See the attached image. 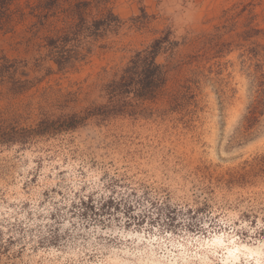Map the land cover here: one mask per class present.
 Returning a JSON list of instances; mask_svg holds the SVG:
<instances>
[{
  "label": "rangeland",
  "instance_id": "374dc122",
  "mask_svg": "<svg viewBox=\"0 0 264 264\" xmlns=\"http://www.w3.org/2000/svg\"><path fill=\"white\" fill-rule=\"evenodd\" d=\"M88 1L87 19L110 10L121 23L85 38L61 70L35 44L69 17L38 37L31 15L0 24V57L22 60L14 78L32 81L15 93L5 73L0 124L34 129L66 97L63 111H79L167 35L165 83L136 113L0 138V264H151L217 236L264 252V0ZM221 253L209 256L219 264Z\"/></svg>",
  "mask_w": 264,
  "mask_h": 264
},
{
  "label": "trees",
  "instance_id": "16d2710c",
  "mask_svg": "<svg viewBox=\"0 0 264 264\" xmlns=\"http://www.w3.org/2000/svg\"><path fill=\"white\" fill-rule=\"evenodd\" d=\"M15 0H0V24L8 26L15 16L23 18L31 15L36 21L29 27L32 37H38L37 33L41 26L45 25L51 17L65 18L70 21L66 26L55 30L52 35L40 36V41L35 44L38 52L44 50L38 60L52 59L59 70L72 64L80 49L83 48L85 38H98L118 28L120 19L108 10L99 18H86L85 8L91 1L78 0L67 7L64 3L68 0H34L26 4L29 12L16 6L10 8ZM64 15V16H63ZM31 38L25 42L29 44ZM169 43L167 35L154 40L145 49L136 51L127 61L120 74L106 82L99 89L97 98L93 99L86 107L70 112H64L68 108L70 99H63L54 104L61 113L55 118L49 116L41 119L34 129L17 128L15 125L0 124V138L4 140L20 139L24 133L45 134L61 130H69L83 124L92 116L109 117L117 114L136 113L137 102L152 99L166 80L165 65L156 61L157 54L167 48ZM41 53V52H40ZM0 80L5 83V73L11 79L10 90L20 93L27 89L32 81L14 78L22 60H9L4 55L0 57ZM40 62V61H39ZM99 99V101H97ZM55 115V114H54ZM20 136V137H19Z\"/></svg>",
  "mask_w": 264,
  "mask_h": 264
},
{
  "label": "bare ground",
  "instance_id": "6f19581e",
  "mask_svg": "<svg viewBox=\"0 0 264 264\" xmlns=\"http://www.w3.org/2000/svg\"><path fill=\"white\" fill-rule=\"evenodd\" d=\"M225 240L217 236L216 238L211 239L210 242H207L203 250L199 252H196V250L194 254L188 253V249H186V247H182V250L179 249V254L175 255L174 253L173 257H170L171 255H166V253L164 252H160L158 260L152 261L151 264H166L165 261L169 262V264H191L192 259L195 257L196 260L198 259V264H216L214 260H212L211 256H209V254H216L218 252V249H221L222 252L220 260L218 262L219 264H242V256L244 257L243 259L248 262H250L251 257H253V259L259 262V260H261V255L264 254V252L261 251L259 246L251 247L248 244H241L234 240V238H230L228 239V241ZM202 244L203 243H200L201 246H203ZM153 254L156 253L153 252L152 255ZM192 255L195 257H192ZM176 256H178L179 258H177ZM194 262L196 263V261Z\"/></svg>",
  "mask_w": 264,
  "mask_h": 264
}]
</instances>
